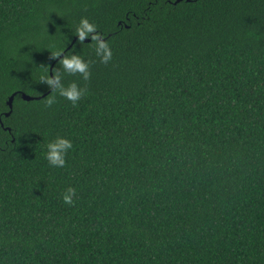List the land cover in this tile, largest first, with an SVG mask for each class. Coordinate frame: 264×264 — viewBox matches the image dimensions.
Here are the masks:
<instances>
[{
	"label": "trees",
	"instance_id": "1",
	"mask_svg": "<svg viewBox=\"0 0 264 264\" xmlns=\"http://www.w3.org/2000/svg\"><path fill=\"white\" fill-rule=\"evenodd\" d=\"M177 1L0 0V264H264V0Z\"/></svg>",
	"mask_w": 264,
	"mask_h": 264
},
{
	"label": "clouds",
	"instance_id": "2",
	"mask_svg": "<svg viewBox=\"0 0 264 264\" xmlns=\"http://www.w3.org/2000/svg\"><path fill=\"white\" fill-rule=\"evenodd\" d=\"M97 32V26L90 23L87 18H82L78 27L76 28V36L80 42H83L86 38H89L90 34ZM91 40L95 42L96 54L101 57L102 63H108L112 59V51L109 45L104 42L101 43L100 35L91 36ZM62 52H57L55 57L61 56ZM62 68L66 72L71 74H80L84 80H88L90 77L89 65L80 56L67 55L60 61ZM43 80H47L49 84H52V79L49 76H43ZM56 81L59 84L61 79L60 75L55 76ZM60 96L72 102L73 106H76L77 102L85 95V90L79 88L75 83H72L65 87L63 84H59L57 92ZM54 101L50 99L48 106ZM73 148V144L70 140L61 137L55 138L54 141L47 143L45 159L48 161L50 167L64 168L66 166V156ZM76 195V191L73 188H68L63 194V202L68 205H73V197Z\"/></svg>",
	"mask_w": 264,
	"mask_h": 264
},
{
	"label": "water",
	"instance_id": "3",
	"mask_svg": "<svg viewBox=\"0 0 264 264\" xmlns=\"http://www.w3.org/2000/svg\"><path fill=\"white\" fill-rule=\"evenodd\" d=\"M177 2H181V0H178ZM76 41V40H75ZM74 41V42H75ZM90 41V40H88ZM65 53L62 54L60 56V58L58 60H61L63 57H64ZM53 69H54V65H52L51 67V77L54 79V74H53ZM56 85V80L54 82V86ZM15 96L16 94L12 95V97L10 98V100L8 101V106L10 107V113L7 114V117L10 116L12 114V111H13V103H14V99H15ZM22 98L26 101H32V100H35V98H32L31 96H28L26 94H22ZM40 98H38L39 100Z\"/></svg>",
	"mask_w": 264,
	"mask_h": 264
}]
</instances>
